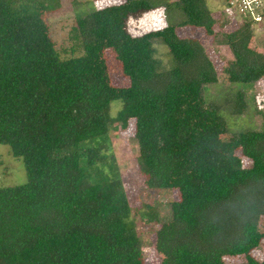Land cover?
Instances as JSON below:
<instances>
[{
	"label": "trees",
	"instance_id": "obj_1",
	"mask_svg": "<svg viewBox=\"0 0 264 264\" xmlns=\"http://www.w3.org/2000/svg\"><path fill=\"white\" fill-rule=\"evenodd\" d=\"M166 6L186 26L212 34L204 0ZM60 7V0H0V145L22 160L27 175L22 185L0 186V264H144L110 139L115 123L130 120L146 189L180 195L155 234L162 264H225L224 257L237 256L245 261L236 264H264L250 256L264 240V128L235 135L250 167L220 152L224 114L243 115L245 95L228 91L207 101L214 66L175 26L131 37L124 22L152 10L148 0L78 19L74 48L81 54L61 59L46 19ZM250 36L248 28L224 36L233 57L224 73L234 83L253 85L264 76V53L249 49ZM157 40L168 48L167 70L155 58ZM106 49L129 87L111 86ZM115 101L122 106L112 118ZM154 214L143 216L154 221Z\"/></svg>",
	"mask_w": 264,
	"mask_h": 264
},
{
	"label": "rangeland",
	"instance_id": "obj_2",
	"mask_svg": "<svg viewBox=\"0 0 264 264\" xmlns=\"http://www.w3.org/2000/svg\"><path fill=\"white\" fill-rule=\"evenodd\" d=\"M155 7L137 15H129L124 22L125 29L131 37H140L148 33L158 32L168 24L175 26L176 35L180 39L197 41L203 48L207 57L212 62L216 71L214 84L205 87V99L207 101H219L228 91H241L245 95L247 109L241 116L224 114L227 119L228 133L220 137V152L242 158L240 150L235 147V135L244 130H263L264 115V76L255 84L234 83L224 73L228 63L233 60L228 46L224 42V36L248 28L250 31L249 49L256 54L264 53V0L252 12V15L241 13L237 7L238 0H204L214 20L212 34H207L204 29L186 26L180 12L171 9L165 12L166 5L174 4L177 0H148ZM60 9L48 16L47 23L51 38L55 43L61 59L79 56L78 47L74 48L73 29L76 21L95 10H101L110 6H119L125 0H60ZM259 3V2H258ZM232 8L235 12L230 11ZM155 58L162 69L171 66L168 48L160 40L154 42ZM110 84L113 88L124 89L129 87V79L123 75L121 64L117 61L115 53L111 49L103 52ZM122 102L115 101L109 108L112 118H115L121 109ZM135 123L133 120L127 124L115 123L110 133L112 153L115 167L120 181L126 191L129 204L133 210L132 220L142 241V258L144 264H162L163 256L155 246V234L162 224L170 220V204L179 201L180 195L173 190H147L145 177L138 170V146L134 140ZM88 141L84 145L89 146ZM244 167H250L251 162L242 158ZM27 181V175L22 160L10 153L8 146L0 145V186L14 187ZM153 211L158 219L150 220L143 214ZM260 232H264V217L259 222ZM250 256L258 261L264 259V240L259 247L251 251ZM244 256L224 257L225 264L243 263Z\"/></svg>",
	"mask_w": 264,
	"mask_h": 264
},
{
	"label": "built area",
	"instance_id": "obj_3",
	"mask_svg": "<svg viewBox=\"0 0 264 264\" xmlns=\"http://www.w3.org/2000/svg\"><path fill=\"white\" fill-rule=\"evenodd\" d=\"M238 9L241 13H244V15L250 14L252 15V12L257 9V7L260 5L261 0H238ZM259 2V3H258ZM230 11L235 12V10L232 8Z\"/></svg>",
	"mask_w": 264,
	"mask_h": 264
}]
</instances>
